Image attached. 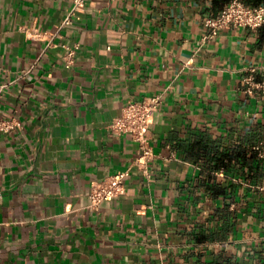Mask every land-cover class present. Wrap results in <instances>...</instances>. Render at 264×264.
<instances>
[{"label":"crops","instance_id":"obj_1","mask_svg":"<svg viewBox=\"0 0 264 264\" xmlns=\"http://www.w3.org/2000/svg\"><path fill=\"white\" fill-rule=\"evenodd\" d=\"M228 2L87 0L62 26L75 0H0V264H264V24L206 38ZM158 93L148 175L110 123Z\"/></svg>","mask_w":264,"mask_h":264},{"label":"built area","instance_id":"obj_2","mask_svg":"<svg viewBox=\"0 0 264 264\" xmlns=\"http://www.w3.org/2000/svg\"><path fill=\"white\" fill-rule=\"evenodd\" d=\"M86 6L87 0H75V4L65 17L62 26L73 23L78 12L84 10ZM206 22L212 27L211 33L206 38L218 35L222 29L227 27L257 28L264 24V3L251 4L246 0H229L227 6L218 15L208 17ZM78 47L79 44L67 46L66 58L69 65L74 62ZM254 84L258 90L264 93V77ZM162 101L161 93L146 96L141 100L131 99L125 104L121 114L110 123L115 132L131 133L138 141L139 153L136 163L148 175H151L150 162L156 155L151 126ZM15 124L13 119L0 118V131L11 130ZM258 149L264 157V141L258 146ZM129 173V170H121L106 178L94 180L89 192L92 204L98 206L104 200L114 199L125 194Z\"/></svg>","mask_w":264,"mask_h":264},{"label":"trees","instance_id":"obj_3","mask_svg":"<svg viewBox=\"0 0 264 264\" xmlns=\"http://www.w3.org/2000/svg\"><path fill=\"white\" fill-rule=\"evenodd\" d=\"M262 164H260L258 167V171L255 170V167L254 165H251L250 167L252 168V171H251V174L254 175V176H260L262 174V171L264 173V159L262 160Z\"/></svg>","mask_w":264,"mask_h":264}]
</instances>
